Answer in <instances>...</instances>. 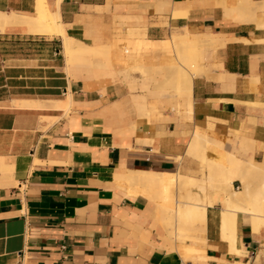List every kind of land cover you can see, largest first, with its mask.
I'll return each instance as SVG.
<instances>
[{"label": "crops", "instance_id": "0c3cea01", "mask_svg": "<svg viewBox=\"0 0 264 264\" xmlns=\"http://www.w3.org/2000/svg\"><path fill=\"white\" fill-rule=\"evenodd\" d=\"M36 1L0 0V13L31 16ZM44 1L68 35L110 45L117 70L177 63L173 34L213 33L220 42L203 51L190 109L187 97L151 93L161 77L147 89L133 70L132 89L121 73L68 64L61 34L0 27V264H264V223L238 210L225 226V189L206 186L205 195L191 185L205 215L179 221L178 183L162 196L115 177L207 180L208 166L192 153L198 132L260 164L237 171L228 190L264 201V0L243 14L241 0ZM179 227L184 238L172 235Z\"/></svg>", "mask_w": 264, "mask_h": 264}, {"label": "bare ground", "instance_id": "6f19581e", "mask_svg": "<svg viewBox=\"0 0 264 264\" xmlns=\"http://www.w3.org/2000/svg\"><path fill=\"white\" fill-rule=\"evenodd\" d=\"M242 1L244 2V4H242V6L240 7V9L242 11L241 14H243L245 12L249 13L250 9L255 11V3L252 0H242ZM59 2H60V0L57 1L58 4H60ZM167 3L168 2H166V3L163 2L162 4H160V6H158V5L157 6H158V8L163 9L164 6L169 4V3L168 4ZM161 5L163 8L161 7ZM260 6H262V5H260ZM238 12H240V10H238ZM251 13H252V11H251ZM254 15H255V13H254ZM248 16H249V14H248ZM10 22L23 23L27 26L28 31L33 32V33H46V34L58 33V34H61L63 36V39H64L65 51L68 53H71V49L73 48L74 43H76V41H77V39L75 37L70 36L66 33L65 24L63 23V21L61 19L60 12L58 10L54 11V10L50 9L44 0H37L36 1L35 14L31 15V16L20 15V14H15V13H9L8 14L6 12L5 13L1 12L0 13V27L3 28L6 23H10ZM202 33H203V31H202ZM193 35L195 38H198V40H199L195 43H198V42L201 43L200 41H202V42L206 43V46H208L207 44L218 45V43L220 42V41L218 42V37H217L218 34L216 35L213 33L190 34L188 32V33H183V34H175V35L173 34V37H183V38L185 37V39L188 40V38H186V37H188V36L193 37ZM192 37H190V39ZM172 41H173V38H172ZM104 46H106L107 48H110V46L107 44L96 43L94 46L93 45L91 46V45L85 44L84 42L79 40V47H80L81 51H83V52H92L96 49H99L100 47L104 48ZM192 59H194V58H192ZM179 61H180V63H178V62L176 63L173 60V63L175 65L176 70L178 71L179 77H180V78L178 77V83H177V88H176V91H178V93H176V94H178V95L175 94V97L176 96L178 98L179 97L180 98L181 97H187V101H188L187 104L189 105V106L188 105L187 106L190 107V109H191L190 96L192 94L191 92H192V86H193L192 85L193 84V74L197 71L202 70L203 64L199 63V62H201L200 57H199V62L197 61L198 66H196V67H195V64L192 65L193 60H192V63L190 64V66L192 65L191 67L189 66V62L185 61V59H184L185 63H181L183 60L181 61L179 59ZM89 64H92V63H89ZM101 64L106 65L103 62ZM136 97H139L140 100L142 99L143 101H144V99H146V97H144L142 95L138 96L136 94ZM173 97L174 96H172V98ZM144 105H143V107H144ZM196 106H199V105H196ZM193 107H194V105H193ZM194 109H193V111H194ZM201 137L202 136L200 133H198V132L195 133V136L193 137L194 139H193L192 144H191L194 149L198 148V146L200 144V138ZM213 148H214L213 150L215 151V153L218 152V154H217V155H219L218 159H220V162H221V163L218 162L219 165L220 166L224 165V167L226 168V171L224 170L225 168H223L224 172L222 174H223V178L226 181V183L228 181V183H227L228 187L231 186L233 178L238 177L237 175L241 173V171H242V170L240 171L241 168H243V170H244V168H247L250 170V172H253V171H255V168H253V167L258 166V164H259V163L256 164V162H254L252 159L245 160V159L239 157L236 153L226 150L223 146V143L219 140L214 141V147ZM221 168H222V166H221ZM250 168H252L253 170ZM256 168H258V167H256ZM237 171L238 172L240 171V173L237 174ZM246 172L250 173L249 171H246ZM245 175H247V174H245ZM239 176L241 177V175H239ZM115 177H117L116 179L120 185L127 186L131 190H138L140 188L141 189L142 188H144V189L160 188L162 191L164 190L166 193L168 191L167 195H169V191L172 188V185L174 183L181 182L182 185H185L187 187L190 186L191 184L197 183L196 177L188 176L185 174H178L176 177L170 176V175H163L162 176V173L158 174V173L147 172V171H129L128 173L126 172V173L118 174ZM198 180H200V179H198ZM246 184L248 185V183H246ZM247 185L246 186L244 185L245 188H247ZM244 190H247V189H244ZM247 191H249V190H247ZM135 192H138V191H135ZM244 192H246V191H244ZM244 192H240V191H236V190H227V196H226L227 197V199H226L227 208L223 212V219L225 222V226L228 223V221L235 218L236 212H238V210H245V211H248L249 213L252 212L253 219H254L256 224L257 223H262V224L264 223V202H263V200H261L262 198L260 197L261 199L259 198L260 199L259 200V199H257L258 197H254V199L252 200L251 196L249 195L250 191H249V193L246 192V194ZM196 209H197V211H199V214L201 215V217L203 219L204 215H205V210H206V204L205 203H191L188 201H184L183 203H179L178 210H177L178 213L176 212V214L179 217L178 218L179 221H181V217H182L183 213H190L191 211H195ZM241 216H242V214H241ZM236 217H237V215H236ZM182 226H183V224L181 225V227ZM175 230L176 229H174L172 231L173 236H178V237L181 236V238H184V236L182 234L183 232H185V231H182L184 229H181L179 227L178 232H176ZM230 239H231V237H230Z\"/></svg>", "mask_w": 264, "mask_h": 264}, {"label": "rangeland", "instance_id": "374dc122", "mask_svg": "<svg viewBox=\"0 0 264 264\" xmlns=\"http://www.w3.org/2000/svg\"><path fill=\"white\" fill-rule=\"evenodd\" d=\"M242 4H244V2L241 0L240 1V7L242 6ZM190 37L192 36H188L185 39V37H173V44L175 45L176 48V52H177V58H178V63H180L179 59L182 61L181 63H185V61L189 62V66L192 63L193 60V64H195V67L198 66V62H199V57L201 62H203V51L206 48H215V45H210L207 44L208 46H206V43L200 41L201 43H195L198 40V38H195L194 35L193 37L190 39ZM77 39V38H76ZM185 39V40H184ZM190 39V40H189ZM83 42V41H82ZM205 44V45H204ZM95 44H93L94 46ZM92 46V45H91ZM110 46V45H109ZM66 52V51H65ZM192 52V53H191ZM69 56H70V60L67 59L68 64L72 65V62L75 63H92V65L94 66L93 68L95 70L102 71L103 69H108L113 71L111 76H116V73H121L124 75L125 80H127L132 89L136 88V82L137 80L135 78H133V76L130 74L131 71L133 70H138L141 71V74L144 76V81L142 82V87L147 88L149 87V84L154 81L155 79H157L156 77H161L162 79V83L160 86L156 87V90L151 91V93H155L156 95H170L171 97H173V99L178 100L179 102L182 101L181 98L179 97H175V94L178 93V91H176L177 88V83H178V77H179V73L176 70V67L173 63V59H166L165 63L163 65H169L168 67H157L154 64H150V65H144L141 64L140 62H136L133 63V65H130L127 69L125 70H117L114 67V61L112 58V54L110 51V48H107L106 46L100 47L99 49H96L92 52H83L81 51L80 47H79V40L77 39L76 43H74L73 48L71 49V53L66 52ZM199 55H198V54ZM194 56V57H193ZM194 58V59H192ZM185 59V61H184ZM187 59V60H186ZM192 59V60H191ZM198 59V60H197ZM195 61V62H194ZM198 61V62H197ZM105 63L106 65H102L101 63ZM191 65V66H192ZM190 66V67H191ZM103 68V69H101ZM177 71V72H176ZM180 78V77H179ZM134 83V84H133ZM178 95V94H176ZM145 97V95H142ZM214 141L215 139H203L202 137L200 138V144L198 146V148H193L192 153L196 154V157L199 158V161H201L203 166H208L209 168V176L207 178V180L200 181L195 184H191V185H198L199 189L204 192V194L206 195V186L207 187H214V188H223L226 191L228 190V181L226 183V181L223 178V172L224 170L226 171V168L224 167V165H219L218 162H220L219 155L218 152L212 153L211 156L206 157L205 152L204 154L199 152L201 150V147H205L206 149L210 148V149H214ZM204 142V143H203ZM206 142V143H205ZM206 144V146H205ZM201 155H198V154ZM221 163V162H220ZM223 168H225L223 170ZM208 182V185L207 183ZM179 184V188H182L183 190H185V194L182 195V198L180 199L179 203H183L184 201L187 200V198L189 199L188 202L191 203H204L203 200L200 198L199 193H193L190 189V186H185L182 185L181 182H177ZM203 184V185H202ZM174 185H176V183H174L172 185V188L174 187ZM224 186V187H223ZM146 190H152V191H158L162 194V196L167 195V193L163 190H161L160 188H149ZM171 191V189H170ZM169 191V193H170ZM169 196V195H167ZM264 202V201H263ZM199 211H197V209L195 211H191L190 213H183L182 217H181V221L186 219H202L201 215L199 214ZM174 229H172L173 231Z\"/></svg>", "mask_w": 264, "mask_h": 264}]
</instances>
